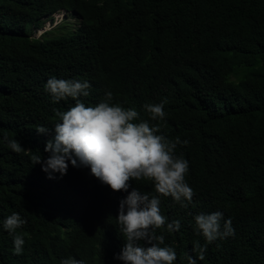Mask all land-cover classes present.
<instances>
[{"label":"trees","instance_id":"obj_1","mask_svg":"<svg viewBox=\"0 0 264 264\" xmlns=\"http://www.w3.org/2000/svg\"><path fill=\"white\" fill-rule=\"evenodd\" d=\"M61 11L78 26L33 36ZM52 77L88 81L89 95L79 97L86 106L110 92L109 103L179 139L174 154L188 161L194 195L187 207L160 196L166 224L156 229L161 246L176 252L174 264L189 256L264 264V0H0V264H123L114 256L125 243L117 215L128 193L113 192L90 167L69 161L66 174L49 178L33 164L50 155V135L36 128L51 132L56 111L75 104L45 90ZM165 100V118L151 120L144 105ZM12 139L20 153L8 147ZM131 184L158 195L151 181ZM216 211L221 231L230 219L234 234L207 243L194 217ZM13 213L26 220L16 229L25 240L20 255L3 228ZM173 221L180 228L168 232ZM197 242L206 245L203 260Z\"/></svg>","mask_w":264,"mask_h":264},{"label":"clouds","instance_id":"obj_2","mask_svg":"<svg viewBox=\"0 0 264 264\" xmlns=\"http://www.w3.org/2000/svg\"><path fill=\"white\" fill-rule=\"evenodd\" d=\"M62 12L67 14L66 11L58 13ZM70 18L80 21L76 15ZM90 87L88 81L55 77L47 80L45 90L55 101L70 97L75 104L66 111H56L60 122L51 132L44 126L36 128L38 133L50 135L44 149L50 155L43 161L40 156H34L33 164L42 163V170L49 174V178H53L54 173L61 176L66 174L69 161L73 167H90L91 174L113 192L128 193L119 201L117 215L125 243L114 258L123 264H174L176 252L169 246H161L164 236L156 235V229H162L166 224V218L160 213V196H170L182 207H187L185 201L191 203L194 195L185 180L188 161L174 154L180 141L177 138L173 142L158 134V125L150 126L147 121L137 122L139 113L134 108L126 109L109 103L112 98L110 92L106 100L95 106H86L79 97L88 96ZM166 102L144 105L151 120L165 118ZM8 147L16 153L23 150L15 139L8 141ZM133 180L151 181L158 195L150 197L142 194L132 187ZM194 219L197 230L207 243L234 234L230 219L224 222L221 231L223 213L220 211L201 213ZM25 223L26 220L19 213L9 215L3 223V228L13 235L15 255L22 254L25 244L22 235L16 234V229ZM179 228V221L167 223L168 232ZM139 241H144L145 246ZM193 250L198 251L200 260L204 259L206 245L200 246L197 242ZM61 264H83V261L67 258ZM189 264H196V258L189 256Z\"/></svg>","mask_w":264,"mask_h":264},{"label":"rangeland","instance_id":"obj_3","mask_svg":"<svg viewBox=\"0 0 264 264\" xmlns=\"http://www.w3.org/2000/svg\"><path fill=\"white\" fill-rule=\"evenodd\" d=\"M70 16L72 17V14L67 13L65 14L64 12L58 13L52 18H49L46 20L45 25L42 29L37 30V31H32L34 37H39L43 34V32L47 30H53L56 27H58L60 24H66L68 28H76L78 26L79 21L75 19H71Z\"/></svg>","mask_w":264,"mask_h":264},{"label":"bare ground","instance_id":"obj_4","mask_svg":"<svg viewBox=\"0 0 264 264\" xmlns=\"http://www.w3.org/2000/svg\"><path fill=\"white\" fill-rule=\"evenodd\" d=\"M10 43V42H9ZM14 94V93H13ZM16 96V95H15Z\"/></svg>","mask_w":264,"mask_h":264}]
</instances>
